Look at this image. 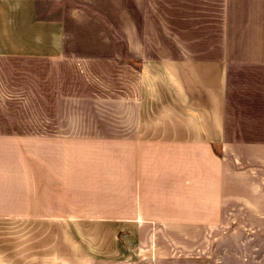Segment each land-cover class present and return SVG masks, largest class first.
Listing matches in <instances>:
<instances>
[{"label":"crops","instance_id":"obj_1","mask_svg":"<svg viewBox=\"0 0 264 264\" xmlns=\"http://www.w3.org/2000/svg\"><path fill=\"white\" fill-rule=\"evenodd\" d=\"M160 1L0 0V264H163L264 233V0ZM71 60L138 78L103 96L122 114L69 112ZM49 89L53 113H19Z\"/></svg>","mask_w":264,"mask_h":264},{"label":"rangeland","instance_id":"obj_2","mask_svg":"<svg viewBox=\"0 0 264 264\" xmlns=\"http://www.w3.org/2000/svg\"><path fill=\"white\" fill-rule=\"evenodd\" d=\"M154 36L155 27L153 26L149 29V38H154ZM149 45L150 49L157 48L153 41ZM97 62L98 60L91 61L85 73L77 72L75 62L72 60L67 62V74L62 77V80H66L67 84L64 85L65 87L61 93L84 96L83 101L78 106L68 105L69 112L122 114V103L115 107L108 106L103 96H122L124 94V83L132 82L133 84L138 81V78L136 79L135 75L131 77V75L118 72H107L108 66H100L101 64ZM35 93L36 97H31V106L26 107L27 110L23 107L19 113L23 116L45 112L53 113L52 109L54 110V108L51 106L53 103L50 105V102L55 101L57 99L55 95L58 94H53L50 89L47 91L36 90ZM91 95H101V97L97 96L94 99L90 97ZM97 104H99V107H97ZM20 124L23 123H14V126ZM7 126L12 127V124L0 122V128H7ZM163 264H264V233H250L241 229L233 230L219 240L215 248V255L211 258L166 260Z\"/></svg>","mask_w":264,"mask_h":264}]
</instances>
